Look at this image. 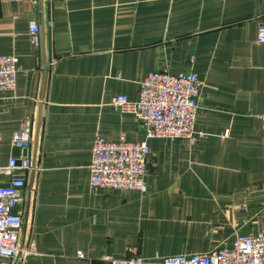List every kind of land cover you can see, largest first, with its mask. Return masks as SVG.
<instances>
[{
	"label": "crops",
	"instance_id": "1",
	"mask_svg": "<svg viewBox=\"0 0 264 264\" xmlns=\"http://www.w3.org/2000/svg\"><path fill=\"white\" fill-rule=\"evenodd\" d=\"M264 0H0V54H15L0 92V166L27 154L20 246L12 264L98 263L136 255L159 264L209 252L264 227ZM30 21L40 27L34 46ZM51 57L56 61L49 64ZM192 70L203 82L195 143L148 139L146 191L89 188L96 135L143 138L112 97L138 95L150 71ZM40 127L37 134V121ZM24 120L30 146L12 145ZM9 177L0 173V185ZM81 251L84 258H78Z\"/></svg>",
	"mask_w": 264,
	"mask_h": 264
},
{
	"label": "built area",
	"instance_id": "2",
	"mask_svg": "<svg viewBox=\"0 0 264 264\" xmlns=\"http://www.w3.org/2000/svg\"><path fill=\"white\" fill-rule=\"evenodd\" d=\"M28 36L34 46L40 44V27L30 21ZM256 39L264 44V19L258 21ZM51 57L49 64L56 61ZM15 54H0V92L13 90L19 70ZM203 82L192 70L169 73L165 69L148 72L139 83L138 95L129 100L118 94L110 105L121 111L133 113L143 131V138L117 141L96 135L89 165V188L109 190L134 189L145 192L144 176L147 170L150 148L148 139L157 137L167 141L180 138L195 143L200 133L195 130ZM12 145L22 149L30 146V126L24 120L12 136ZM33 169L29 155L11 156L0 173L9 177L7 184L0 185V264H12L14 259L25 257L32 247L20 246L23 215L12 208L24 200L27 172ZM114 257L104 255L98 263L87 264H145L146 259L136 255ZM78 258H84L81 251ZM159 264H264V227L259 232L238 236L231 245H220L209 252L177 253L160 257Z\"/></svg>",
	"mask_w": 264,
	"mask_h": 264
},
{
	"label": "water",
	"instance_id": "3",
	"mask_svg": "<svg viewBox=\"0 0 264 264\" xmlns=\"http://www.w3.org/2000/svg\"><path fill=\"white\" fill-rule=\"evenodd\" d=\"M39 127H40V115L38 117V121H37V134H36V142L38 139V131H39ZM35 179V169H34V163H33V169L31 171L30 177H29V181H28V188H31L33 185ZM14 209V207L12 208V210ZM14 211V210H13ZM16 264H20V261H17Z\"/></svg>",
	"mask_w": 264,
	"mask_h": 264
}]
</instances>
